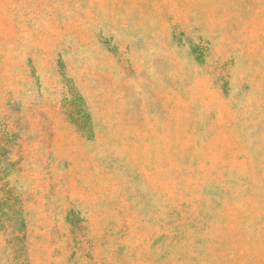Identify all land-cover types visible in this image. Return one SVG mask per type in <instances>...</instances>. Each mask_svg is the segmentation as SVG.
Wrapping results in <instances>:
<instances>
[{"label":"rangeland","instance_id":"1","mask_svg":"<svg viewBox=\"0 0 264 264\" xmlns=\"http://www.w3.org/2000/svg\"><path fill=\"white\" fill-rule=\"evenodd\" d=\"M0 264H264V0H0Z\"/></svg>","mask_w":264,"mask_h":264}]
</instances>
